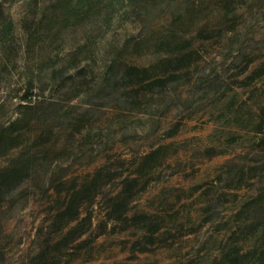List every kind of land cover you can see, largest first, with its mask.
I'll use <instances>...</instances> for the list:
<instances>
[{
  "label": "rangeland",
  "instance_id": "obj_1",
  "mask_svg": "<svg viewBox=\"0 0 264 264\" xmlns=\"http://www.w3.org/2000/svg\"><path fill=\"white\" fill-rule=\"evenodd\" d=\"M262 257L264 0H0V264Z\"/></svg>",
  "mask_w": 264,
  "mask_h": 264
},
{
  "label": "trees",
  "instance_id": "obj_2",
  "mask_svg": "<svg viewBox=\"0 0 264 264\" xmlns=\"http://www.w3.org/2000/svg\"><path fill=\"white\" fill-rule=\"evenodd\" d=\"M96 176V175H95ZM99 179H102L101 175H98ZM97 177H93V179L87 184L84 185L82 187H80L78 190H73V192L71 193V197L70 200L69 198L67 199L68 203L65 205V208L62 209L63 210V215H68V217H70L69 219H71L72 217H77L78 215V205H75V200L76 199H81V196L83 197V200L87 199L88 197H93L95 195V187L97 186L96 184V179ZM78 195V197H77ZM82 200V201H83ZM74 211V213H73ZM262 259H264V257H262ZM260 264H264V263H260Z\"/></svg>",
  "mask_w": 264,
  "mask_h": 264
}]
</instances>
